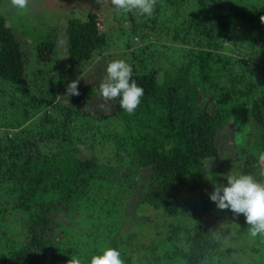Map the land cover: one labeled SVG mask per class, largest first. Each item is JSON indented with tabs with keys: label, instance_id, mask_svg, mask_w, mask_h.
<instances>
[{
	"label": "trees",
	"instance_id": "obj_1",
	"mask_svg": "<svg viewBox=\"0 0 264 264\" xmlns=\"http://www.w3.org/2000/svg\"><path fill=\"white\" fill-rule=\"evenodd\" d=\"M89 9L67 18L66 61L58 27L24 44L0 13V264H89L106 247L124 264H264V237L209 197L227 174L264 179V0H155L113 30ZM114 43L144 89L131 114L118 98L94 111V85L59 87ZM81 220L84 240L66 229Z\"/></svg>",
	"mask_w": 264,
	"mask_h": 264
},
{
	"label": "rangeland",
	"instance_id": "obj_2",
	"mask_svg": "<svg viewBox=\"0 0 264 264\" xmlns=\"http://www.w3.org/2000/svg\"><path fill=\"white\" fill-rule=\"evenodd\" d=\"M105 2L106 0H29V6L27 9L17 10L12 7L11 0H3L2 4L0 5V13L4 14L8 18L9 23L13 25V27L15 28L16 34L23 41L24 44L25 43L31 44L33 43L34 39L39 40L45 29H50L52 26L58 27L57 33H58L59 39L57 43V50L58 52L65 54V61H66L67 59L66 56L68 54L67 53V47H68L67 46L68 19L67 18L72 13L74 14V16L85 18L87 16L88 11L90 10L89 8L91 6H97L98 8L101 9L104 15L106 14L105 19L103 21L105 23L101 24L102 29H108V30H113L116 27H119V24H121L120 22L125 21V20H122V21L116 20L115 18L116 9L111 8V7L108 8L105 5ZM170 44L172 45L175 43H173V40H169V45ZM168 47L170 49V46ZM126 48H127L126 46H122L119 48V46L114 43V45H112L111 48H109L105 52V54L98 55V57H100L99 60L95 58L88 65H84L77 69L75 68V70H77V74L75 71L64 73V77H63L64 80H67L68 78L69 80L67 83L61 84L59 86L60 90L67 91L68 84L71 81L77 80V79L79 80V83H78L79 91L87 90L91 85H94V90L84 95V101H86L88 105L91 104L94 111H97V109H104V108L107 109V107L111 105V100L105 101L104 98L99 94V84L101 83L105 75V69L107 67V64L112 60L122 59L120 52L125 51ZM116 52L118 54H114V55L112 54ZM60 58H63V56ZM31 63L35 64V61ZM57 63L64 65L65 64L64 58L58 61ZM66 63L68 64V67H69L68 61ZM113 122H116V121H113ZM114 124L116 126L119 125V123L117 124L114 123ZM9 132L13 133L14 130L9 129ZM220 140H221L222 145L224 146L223 149H228L230 151L234 148L233 139L230 136L222 134ZM82 154L89 155L90 150L84 149ZM98 154H100L101 159H104V160L107 159V160H111L112 162H115L114 157L110 155L108 151L104 149H102L100 152L98 151ZM146 176H147L146 174H143L139 182L143 183L144 179H146ZM140 190H143V191H140ZM140 190L138 191L137 194L130 196L128 198L127 197L125 198L127 201V204H126L127 214L128 213L131 214L132 207L139 202L140 198L144 194V189H140ZM76 218H79V217H76ZM91 223L92 222L89 220H81L78 223L79 224L78 227L69 226V228H66V229L70 231V234L72 233L74 237L81 238L84 240L85 238L83 237H85L84 235L86 234V231L90 229L91 227H93ZM233 224H235V226L237 225L236 223H233ZM223 229L225 231L226 227ZM73 230L81 231L82 235L78 236ZM241 242L244 245H247V243H250L249 241L246 242L243 239H241ZM244 260H248V259L245 258Z\"/></svg>",
	"mask_w": 264,
	"mask_h": 264
},
{
	"label": "clouds",
	"instance_id": "obj_3",
	"mask_svg": "<svg viewBox=\"0 0 264 264\" xmlns=\"http://www.w3.org/2000/svg\"><path fill=\"white\" fill-rule=\"evenodd\" d=\"M117 12L132 13L140 17H151L155 0H111ZM17 10H25L29 0H11ZM264 20V17H262ZM97 60L100 57H96ZM133 77V67L124 59L112 60L107 64L105 75L99 84V94L105 101L118 98L119 106L131 114L141 103L144 89ZM79 80L71 81L67 86V95H79ZM264 159V157H261ZM211 179V177L209 178ZM227 184L212 180L214 190L209 194L219 209L231 210L235 215L243 214L252 237H264V179L247 172H235L226 175ZM69 264H82L78 257H72ZM89 264H124L121 250L106 247L91 256Z\"/></svg>",
	"mask_w": 264,
	"mask_h": 264
}]
</instances>
